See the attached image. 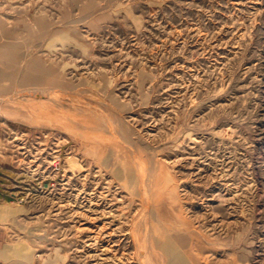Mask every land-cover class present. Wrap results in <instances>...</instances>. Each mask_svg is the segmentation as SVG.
<instances>
[{
  "label": "rangeland",
  "instance_id": "1",
  "mask_svg": "<svg viewBox=\"0 0 264 264\" xmlns=\"http://www.w3.org/2000/svg\"><path fill=\"white\" fill-rule=\"evenodd\" d=\"M0 27V264H172L163 230L180 264H264V0H0Z\"/></svg>",
  "mask_w": 264,
  "mask_h": 264
},
{
  "label": "bare ground",
  "instance_id": "2",
  "mask_svg": "<svg viewBox=\"0 0 264 264\" xmlns=\"http://www.w3.org/2000/svg\"><path fill=\"white\" fill-rule=\"evenodd\" d=\"M9 63V62H8ZM23 78H24V80H26L27 82H29V83H32V84H47V85H49V86H66V84L65 83H63L62 81H61V76L60 75H55L54 73H53V70L52 69H50V70H42V68H41V65L39 64V62H37L35 59H34V61H32L28 66H26V69H25V72L23 73ZM68 86V85H67ZM66 113V112H65ZM83 113V112H82ZM75 116V115H74ZM78 118V117H77ZM80 118H82V117H80ZM83 123V122H82ZM41 146V145H40ZM54 162V161H53ZM112 162V161H111ZM103 165H101V166H108V165H110L111 166V163H110V160L108 159V158H106L105 160H103ZM125 164V163H124ZM136 164H138V163H136ZM136 166H138V165H136ZM121 168V167H120ZM139 168V167H138ZM141 168V167H140ZM110 170V169H109ZM98 171H99V169H98ZM109 172V171H108ZM113 172H114V174H115V176L116 177H118L120 180H123V183L121 184V187H123V188H126L128 191H129V195H130V197L131 198H133V197H137V196H142V202H143V204L146 206L145 208H146V210H144L145 212L147 211L149 214H150V208H151V206L153 205V203L155 202V200H154V198L156 197V195H155V192H153V191H150V188L149 187H151V184L153 183V181L151 180V178H150V176H146L145 178H144V184H143V182H142V184L144 185V186H142V187H144L143 188V194H142V192L138 189V185H137V183H138V181H137V178H136V175H135V173H134V170H133V167H132V165L131 164H129V165H125V166H123V168H122V170L121 171H119V170H117V169H114L113 168ZM112 172V173H113ZM90 175V174H89ZM100 175V174H99ZM113 175V174H112ZM96 176V175H95ZM66 177V176H65ZM98 177V176H97ZM107 177V176H106ZM109 177H110V175H109ZM138 177V176H137ZM154 177H155V175H154ZM101 178V177H100ZM113 178V177H112ZM140 179H141V177H140ZM101 180V179H100ZM104 180V179H103ZM142 180V179H141ZM101 182V181H100ZM161 184H162V182H161ZM97 186V185H96ZM153 186H155V185H153ZM141 188V187H140ZM158 188V187H157ZM156 188V189H157ZM95 189V188H94ZM93 189V190H94ZM99 189V188H98ZM97 189V190H98ZM102 189H104V188H102ZM115 189V188H114ZM161 189H163V188H161ZM161 189H160V192H161ZM153 190L154 191H156L154 188H153ZM91 191H92V189H91ZM114 191V190H113ZM158 191H159V189H158ZM95 192V191H94ZM120 192V191H119ZM87 193V192H86ZM116 193V192H115ZM83 194V193H82ZM99 194V193H98ZM105 194H107V193H105ZM79 195V194H78ZM85 195V194H84ZM96 195V194H95ZM100 195V194H99ZM113 195V194H112ZM87 196V195H86ZM103 196V195H102ZM105 197H107V196H105ZM87 198V197H86ZM121 198V197H120ZM125 198V197H124ZM123 198V199H124ZM88 199V198H87ZM90 199V198H89ZM137 199V198H136ZM138 199H139V197H138ZM103 200V199H102ZM101 200V201H102ZM111 200V199H110ZM101 201H99V202H101ZM109 201V200H108ZM118 201V200H117ZM132 201V200H131ZM86 202V201H85ZM107 202V201H106ZM105 202V203H106ZM122 202V201H121ZM127 202V201H126ZM115 203V202H114ZM123 203V202H122ZM132 203V202H131ZM69 204V203H68ZM116 204V203H115ZM94 205V204H93ZM96 205V204H95ZM98 205V204H97ZM134 205H136V204H134ZM67 206V205H66ZM86 206V205H85ZM91 206V205H90ZM100 206V205H99ZM102 206V205H101ZM107 207V206H106ZM114 207V206H113ZM134 207V206H133ZM102 208V207H101ZM103 208H104V206H103ZM116 208V207H115ZM148 208H149V210H148ZM154 208V207H153ZM107 209V208H106ZM125 209V208H124ZM140 209H142V208H140ZM99 210H100V208H99ZM123 210V209H122ZM111 211V210H110ZM116 211V210H115ZM128 212H129V210H127ZM105 212V211H104ZM113 212V211H112ZM111 212V213H112ZM140 212V211H139ZM143 212V211H142ZM100 213V212H99ZM120 213H121V211H120ZM116 214V213H115ZM91 215V214H90ZM117 215V214H116ZM141 215H142V213H141ZM140 214H139V218H140V216H141ZM144 215V214H143ZM100 216V215H99ZM109 216V215H108ZM113 216V215H112ZM81 217V216H80ZM117 217V216H116ZM116 217H113V218H116ZM119 217V216H118ZM123 217V216H122ZM127 217V216H126ZM142 217V216H141ZM148 217H150L149 215H148ZM156 217V216H155ZM79 218V217H78ZM109 219V218H108ZM122 219V218H121ZM120 219V220H121ZM144 219V218H143ZM79 220V219H78ZM94 220V219H93ZM96 220V219H95ZM112 220V219H111ZM138 220H140V219H138ZM156 220V219H155ZM137 221V220H136ZM141 221V220H140ZM146 220L144 221V224H146ZM150 222V221H149ZM152 222V221H151ZM113 223H114V221H113ZM104 224V223H103ZM141 224V223H140ZM119 225V224H118ZM138 225V224H137ZM109 226V225H108ZM151 226V225H150ZM150 226L148 227V230H147V228H146V231H147V233H149V235H150V233H151V229H150ZM138 227V226H137ZM147 227V226H146ZM151 227H153V226H151ZM91 228V227H90ZM104 228V227H103ZM111 228V227H110ZM117 228V227H116ZM131 228H134L133 226L131 227ZM171 228V227H170ZM98 229V228H97ZM114 229V228H113ZM118 229V228H117ZM140 229V228H139ZM102 230H106V228H104V229H102ZM124 230V229H123ZM153 230V229H152ZM162 230V229H161ZM107 231H109V230H107ZM160 231V230H159ZM111 232V231H110ZM134 232V231H133ZM175 232V231H174ZM101 233V232H100ZM125 233V232H124ZM136 233V232H135ZM93 234V233H92ZM153 234V233H152ZM85 235V234H84ZM101 235H104V234H102L101 233ZM123 235V234H122ZM128 235V234H127ZM132 235V234H131ZM177 235H179L178 233H177ZM112 236V235H111ZM111 236H110V238H111ZM125 236V235H124ZM145 236H146V234H145ZM144 236V237H145ZM88 237V236H87ZM132 237V236H131ZM147 237V236H146ZM151 237V236H150ZM149 237V238H150ZM174 237H176V236H174ZM123 238V237H122ZM130 239V238H129ZM133 240H134V238H132ZM145 239V238H144ZM106 240V239H105ZM108 240V239H107ZM122 240V239H121ZM137 240V239H136ZM149 240V239H148ZM89 241V240H88ZM92 241V240H91ZM145 241V240H144ZM146 241H147V238H146ZM151 241H152V243L154 244V246H156V247H159L161 250H162V252L164 253V255H165V257L167 258V260H169V259H173V261H172V264H180L181 263V261H182V257H181V255L179 254V252L177 251V242H179V244H181L182 242H184V239L182 238V236L181 237H176L175 239L171 236V235H169L168 233H166L164 230L163 231H161V233H158V234H155L154 236H152L151 237ZM95 242V241H94ZM86 243V242H85ZM97 243V242H96ZM107 243V242H106ZM110 243V242H109ZM120 243V242H119ZM133 243V242H132ZM95 244V243H94ZM134 244V243H133ZM89 245V244H88ZM99 245H101V244H99ZM144 245V244H143ZM151 245V244H150ZM85 246V245H84ZM87 246V245H86ZM104 246V245H103ZM146 246V245H145ZM119 247V246H118ZM93 248V247H92ZM97 248V247H96ZM99 248V247H98ZM101 248V247H100ZM146 249V248H145ZM112 250V249H111ZM115 250V249H114ZM102 251H103V249H102ZM108 251H110V250H108ZM113 251V250H112ZM143 251H146V250H143ZM152 251V250H151ZM95 252H97V251H95ZM154 252V251H153ZM86 253H88V252H86ZM94 253V252H93ZM141 253V252H140ZM103 254V253H102ZM107 254V253H106ZM105 254V255H106ZM124 254H126V253H124ZM143 254H144V252H143ZM149 254V253H148ZM90 255H92L91 253H90ZM90 255H88V256H90ZM109 255H110V253H109ZM98 256H100V255H98ZM111 256V255H110ZM114 255H112V257H113ZM130 256V255H129ZM147 256V255H146ZM134 257H136V256H134ZM143 257V256H142ZM144 257H145V255H144ZM149 257V256H148ZM158 257V256H157ZM103 258H104V256H103ZM107 258V257H106ZM109 258V257H108ZM120 258V257H119ZM127 258V257H126ZM125 258V259H126ZM130 258H131V256H130ZM115 259H116V257H115ZM123 259V258H122ZM147 259V258H146ZM92 260V259H91ZM102 260V259H101ZM105 259H103V261H104ZM112 260V259H111ZM117 260V259H116ZM119 260V259H118ZM117 260V261H118ZM143 260V259H142ZM145 260V259H144ZM150 260V259H149ZM99 261H100V259H99ZM131 262V261H130ZM133 262V261H132ZM104 263V262H103ZM119 263H120V260H119ZM118 263V264H119ZM127 263V262H126ZM101 264V263H100ZM106 264V263H105ZM127 264H129V263H127ZM134 264V263H133ZM138 264V263H137ZM143 264H149V262L147 261V260H145V262L143 263ZM153 264V263H152Z\"/></svg>",
  "mask_w": 264,
  "mask_h": 264
},
{
  "label": "crops",
  "instance_id": "3",
  "mask_svg": "<svg viewBox=\"0 0 264 264\" xmlns=\"http://www.w3.org/2000/svg\"><path fill=\"white\" fill-rule=\"evenodd\" d=\"M18 57V42L14 38H8L5 32L0 30V92L8 88L6 81L14 79L13 76L16 71L15 66Z\"/></svg>",
  "mask_w": 264,
  "mask_h": 264
}]
</instances>
